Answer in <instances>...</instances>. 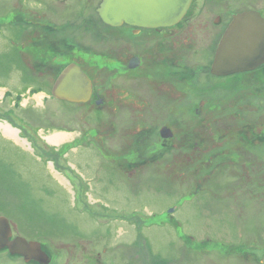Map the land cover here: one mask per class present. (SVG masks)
Here are the masks:
<instances>
[{
  "label": "flooded vegetation",
  "instance_id": "1",
  "mask_svg": "<svg viewBox=\"0 0 264 264\" xmlns=\"http://www.w3.org/2000/svg\"><path fill=\"white\" fill-rule=\"evenodd\" d=\"M103 2L0 0V43L17 47L15 57L23 63L20 86L6 93L12 100L16 94L12 110L24 91L85 110L81 132L63 145L65 152L85 149L107 158L125 184L152 176L155 165L161 173L163 168L175 173L181 184L191 173L195 199L211 211L224 206L233 225L182 238L186 245L199 244V264L206 259L264 264V225L259 224L264 219V64L226 75L213 69L219 44L237 16L251 14L264 22V0H194L179 23L155 27L107 25L100 13ZM70 66L91 82L79 101L54 95ZM38 123V132L56 128ZM29 137L40 141V133ZM142 169L146 173L135 181ZM165 217L179 226L172 214ZM6 218L11 239L24 238ZM252 222L259 228H251ZM68 237L37 232L25 239L39 244L48 264H135L133 247L110 237H89L84 230ZM2 255L12 264H44L8 249Z\"/></svg>",
  "mask_w": 264,
  "mask_h": 264
},
{
  "label": "rangeland",
  "instance_id": "2",
  "mask_svg": "<svg viewBox=\"0 0 264 264\" xmlns=\"http://www.w3.org/2000/svg\"><path fill=\"white\" fill-rule=\"evenodd\" d=\"M16 51L12 43H0V123L17 130L19 138H9L0 130V214L13 221L24 238H35L38 232L67 241L72 232L84 230L89 237L101 234L121 246H132L135 264H199L195 252L199 244L186 245L182 238L225 226L233 229L225 207L211 211L205 203L201 206L191 173L181 184L175 173L164 168L161 173L155 165L152 176L125 184L107 158L85 149L65 152L63 145L81 132L87 112L27 91L13 111L16 94L13 101L6 93L20 86L23 75ZM38 122L56 128L38 132ZM36 132L38 143L29 137ZM58 134L66 138L52 144L48 138ZM145 173L146 169L139 171L135 181ZM171 211L179 226L166 221ZM259 224L264 225V219ZM251 228L259 227L252 222ZM0 264L12 262L2 255ZM204 264H210L208 259Z\"/></svg>",
  "mask_w": 264,
  "mask_h": 264
},
{
  "label": "water",
  "instance_id": "3",
  "mask_svg": "<svg viewBox=\"0 0 264 264\" xmlns=\"http://www.w3.org/2000/svg\"><path fill=\"white\" fill-rule=\"evenodd\" d=\"M194 0H104L100 13L110 26L123 23L141 27L172 26L187 14ZM258 59V60H254ZM264 64V22L251 14L239 15L222 38L214 63L217 75L254 70ZM87 76L75 66L66 69L58 79L54 95L62 100H82L83 89L90 88ZM88 88V89H89ZM91 90V88H90ZM90 93L88 92V95ZM174 211H171L172 213ZM9 220L0 217V252L8 249L12 255H21L26 261L36 257L50 262L39 244L18 237L11 239Z\"/></svg>",
  "mask_w": 264,
  "mask_h": 264
},
{
  "label": "bare ground",
  "instance_id": "4",
  "mask_svg": "<svg viewBox=\"0 0 264 264\" xmlns=\"http://www.w3.org/2000/svg\"><path fill=\"white\" fill-rule=\"evenodd\" d=\"M0 130H2L5 134V136L9 137V138H16V140H18V131L13 129L10 125H4L2 123H0ZM18 138V139H17ZM66 138L65 135L63 134H58L55 136H52L49 139V141L52 144H58L60 142H62L64 139Z\"/></svg>",
  "mask_w": 264,
  "mask_h": 264
}]
</instances>
